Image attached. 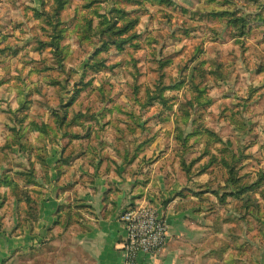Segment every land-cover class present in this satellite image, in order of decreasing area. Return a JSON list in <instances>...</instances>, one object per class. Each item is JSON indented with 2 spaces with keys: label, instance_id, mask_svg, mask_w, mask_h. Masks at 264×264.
<instances>
[{
  "label": "rangeland",
  "instance_id": "374dc122",
  "mask_svg": "<svg viewBox=\"0 0 264 264\" xmlns=\"http://www.w3.org/2000/svg\"><path fill=\"white\" fill-rule=\"evenodd\" d=\"M43 1L0 0V41L2 47L9 51L5 62L0 63V79L5 81L0 87V107L5 109H0V119L5 121L8 110L18 107L17 87H22L25 94L32 91L29 95L33 103L30 110L32 118L39 123L52 122L46 107L57 106L63 99H68L74 89V81L80 80L84 61L92 50L89 44L84 47L78 44L80 32L76 30V24L91 17L97 23L101 12L117 4L116 0H101V10L87 12L82 7V0H73L64 12V21L71 28L67 39L62 42L68 48L66 62L79 71L69 82L66 76L55 70L37 71L55 63L50 49H35L38 39L48 38L43 30L44 24L35 18L32 10V7L42 9ZM174 1L187 8L188 12L174 10L157 0H146L143 6H127L129 10L140 13L141 22L137 30L141 46L115 51L111 62L120 65L114 71L105 70L86 76L89 86L71 108V116L79 110L89 111L95 113L99 121L84 122L85 125L93 123V134L90 138L77 139L75 143L82 149L90 144L102 147L103 157H149L143 163L150 169L161 157H169L182 170L180 157L184 145L177 137L180 134L179 123L185 135L195 133L183 154L187 160L205 156L200 163L207 162L211 155H205L203 151L208 139H211V153L221 157L224 149L246 157V166L240 169L244 181L252 182L263 177L256 192H247L245 200L229 195L222 200V195L235 191V188L227 185L228 172L224 167L214 164L204 175L205 183L195 182L197 189L208 191L198 202L206 206L207 219L213 224L222 225L223 219H230L236 226H246V238L243 236L242 240H246L247 254L251 253L254 264H264V70L260 71L261 66L264 68V17L261 19L260 13L255 11L257 1L236 0L242 11L256 12L247 33L239 35L212 14L206 0ZM200 62L211 69L220 67L224 75L217 81L210 77L206 82L211 85L209 94L213 102L206 111L202 132H196L198 124L192 123L193 116L189 119L186 115L188 111L193 112L192 108L183 99L191 95L192 72ZM50 78L60 79L62 88L48 84ZM159 79L164 85L171 86L165 95L172 108L158 100L142 108L138 99L145 100L148 92L156 90ZM137 85L140 86L139 93L136 92ZM208 128L216 130L223 141L216 142L214 136L210 137L205 131ZM0 129V157H7V162L2 165L5 168L7 163H14L11 159L18 161L22 156L18 155L17 146L8 148L12 139L8 127L0 124ZM74 129L87 133L82 126ZM26 135L33 143L37 142L38 137L30 128ZM153 137L151 144L140 148L147 138ZM158 166L165 168L161 162ZM17 195L19 189L8 193V190L0 188V204H3L0 208L3 209ZM256 204L263 213L256 211ZM236 255L232 257L236 262L241 258L251 259L249 255Z\"/></svg>",
  "mask_w": 264,
  "mask_h": 264
},
{
  "label": "crops",
  "instance_id": "0c3cea01",
  "mask_svg": "<svg viewBox=\"0 0 264 264\" xmlns=\"http://www.w3.org/2000/svg\"><path fill=\"white\" fill-rule=\"evenodd\" d=\"M87 148L59 173L62 145L48 144V169L37 162L36 185L30 186L38 203L36 220L19 202L20 194L0 208V264H121L122 212L143 202L166 215L169 230L165 250L145 254L142 264H254L242 240L246 226L230 219L214 226L207 219L206 206L194 193L202 190L195 182L205 183V174L189 180L169 157L150 169L143 163L149 157H89ZM13 180L8 193L24 187L22 180ZM237 244L243 246L235 249ZM235 254L251 259L235 263Z\"/></svg>",
  "mask_w": 264,
  "mask_h": 264
},
{
  "label": "trees",
  "instance_id": "16d2710c",
  "mask_svg": "<svg viewBox=\"0 0 264 264\" xmlns=\"http://www.w3.org/2000/svg\"><path fill=\"white\" fill-rule=\"evenodd\" d=\"M73 0H44L42 2V9L32 7L35 18L44 24L43 30L47 34V39H38L37 50L50 49L54 58V64L46 65L41 69H37L39 73H44L47 70H55L60 75L66 76V80L69 82L73 81L75 74L79 71L75 67L67 65L68 48L63 45V41L67 39L68 32L71 28L66 24L63 18L64 12L69 8ZM117 4L110 10L105 11L100 15V20L96 23L95 20L87 18L84 22H78L76 24V30L80 32L78 44L84 47L86 44L92 46V50L89 51V55L84 61L83 74L80 80L74 81V89L67 100H62L57 106H49L46 109L51 115L52 122L43 121L39 123L37 120L32 118L30 110L32 108V101L29 95L30 91L25 94L22 87H17L18 94V107L9 109L8 119L5 121L0 119V124L12 132L11 142L8 143V148L13 149L15 146L18 147V155L23 153L21 156H26L27 161H22L19 157L18 161L14 164L7 163L5 168H2L3 162H7V157H0V188L5 190L8 189L14 182L13 178H18L23 181L24 187L19 189L20 199L19 202L24 201L27 205L25 211L36 220L38 215V203L33 194L31 193L30 186L36 185V165L37 162L41 165V168L48 169V165L45 161V154L48 150V144H60L62 145V158L58 162V171L61 166L72 165L76 160V157H80L85 154L86 148L82 149L81 145H77L75 141L77 139L90 138L92 136L93 123L86 124V121L98 122L97 115L89 111L79 110L73 116H71V108L75 106L82 93L88 88L89 83L85 81V78L89 74L101 73L105 70L114 71L120 63L111 62V56L114 52L124 51L127 47H140V34L138 33V26L141 22L140 13H136L128 9L130 4L142 5L146 0H116ZM158 2L165 3L170 8L188 12L187 8L182 7L174 0H157ZM258 3L255 4V11L260 13V17H264V0H253ZM124 3V6L122 5ZM208 7L211 9L212 14L223 22L227 27L231 28L235 33L239 35H245L248 28L251 26L252 17L256 14L252 11H242V7L236 0H206ZM82 7L87 12H91L92 9H102L101 0H82ZM4 38V37H3ZM2 38V39H3ZM8 52V53H7ZM9 51L3 48L0 41V63L5 62L8 58ZM161 67V65H160ZM264 68L260 67V71ZM224 72L220 67L211 69L205 65L204 62H200L199 65L195 66L192 72L191 95L185 97L183 100L187 102V105L192 108L193 112H187V118L191 119L193 116L192 123L198 124L196 132L201 131V125L204 122V117L209 105L212 104L213 100L209 94L211 85L206 83L210 77L214 80H219L223 77ZM21 82L24 83V79L18 77ZM138 75H136L137 81ZM65 80V81H66ZM162 79H159L156 83V90L148 92L145 100L138 99L142 108H146L158 101L169 105V99L165 95V91L171 86L164 85ZM4 79H0V87L4 84ZM47 83L53 86L62 88V81L56 78H50ZM150 90V89H148ZM136 92H140V86H136ZM198 108H200L198 110ZM1 110H5L4 107H0ZM198 110V111H197ZM82 126L87 131L86 134L80 133L74 129V127ZM28 128L36 133L38 140L33 143L27 138L26 132ZM179 140L184 145V150L181 152L180 163L181 168L188 176L189 180H193L194 177L200 176L207 173L214 164H221L224 169L228 172L227 185L234 186L235 191L222 195V200H226L229 196L241 198L245 200V194L249 191L256 192L263 182V177L258 178L252 182L244 181V176L241 175L240 169L245 165L244 159L234 151L222 149L221 157L216 153H211L209 145L211 139L206 141V147L203 151L204 154H210L211 157L207 162L200 163L205 157L199 156L191 160H187L183 154L186 152V146L189 144V139L195 133H186L178 123ZM209 136H214L216 142H222L223 140L219 136L216 130L208 128L205 130ZM0 129V134H1ZM95 132V131H94ZM61 134V138L60 137ZM153 138H147L140 148L145 145L151 144ZM66 143L64 144V141ZM88 151L91 154L89 157H103L101 150L102 147H94L93 145L88 146ZM36 158V160L34 159ZM200 163V165H197ZM239 164L240 167H239ZM6 170V171H4ZM61 173V171H59ZM243 176V179H242ZM246 177V175H245ZM208 191L200 190L194 193L201 199L205 196ZM1 199V197H0ZM225 202V201H224ZM2 205V204H1ZM245 206V202L242 205ZM65 206H61L60 210L64 209ZM256 211L263 213V210L257 204L255 205ZM214 226H218L217 224ZM231 246V243L230 245ZM243 244H237L235 249L242 247ZM234 257V256H233ZM234 261V260H233ZM235 263H238V261Z\"/></svg>",
  "mask_w": 264,
  "mask_h": 264
},
{
  "label": "built area",
  "instance_id": "2783aa9c",
  "mask_svg": "<svg viewBox=\"0 0 264 264\" xmlns=\"http://www.w3.org/2000/svg\"><path fill=\"white\" fill-rule=\"evenodd\" d=\"M121 220L126 231L121 250V264H142L145 254L160 255L168 242L166 215L148 203L125 208Z\"/></svg>",
  "mask_w": 264,
  "mask_h": 264
}]
</instances>
